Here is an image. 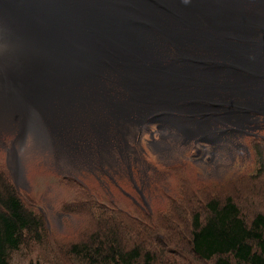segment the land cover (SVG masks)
I'll use <instances>...</instances> for the list:
<instances>
[{"label":"water","instance_id":"1","mask_svg":"<svg viewBox=\"0 0 264 264\" xmlns=\"http://www.w3.org/2000/svg\"><path fill=\"white\" fill-rule=\"evenodd\" d=\"M0 3L4 10L0 68L10 77L12 89L18 92L21 102L20 108L12 105L10 117H0V125L15 122L18 139L27 134L37 140L58 139L64 123L79 116V112L72 115L71 112L74 107L85 105L80 96L86 94L87 86H96L99 76L107 70L122 75V88L127 96L112 99L103 93L105 98L116 105L141 108L139 114L143 116L147 104L167 105L180 95L186 101L177 100L175 107H186L199 100L193 95L186 97L181 93V84L171 81L181 69L180 61L185 64L181 74L184 78H193V74L202 77L203 92L213 98L209 105L212 110L227 106L232 111L242 109L244 104L257 106L264 97V15L257 12L243 13L245 20L241 27L234 23L224 26L227 32L240 29L237 40L226 32L218 42H209L211 48L225 50L223 56L216 54L218 60L211 61V67L220 71L214 79L205 62L208 57L181 52L176 45L175 23L181 20L194 25L179 10L182 4L190 5L186 0H0ZM217 4L214 1L215 7ZM167 16L172 22L162 24V17ZM158 21L170 46L178 52L177 59L169 65L143 50L146 39L141 30L150 28L149 33L160 35ZM187 34L182 30L179 38L183 40ZM192 47L206 49L200 39H194ZM139 91L151 96L143 93L146 98L135 99L130 95ZM216 101L219 104H214ZM115 112L110 117L113 121L126 120L135 111ZM86 114L92 125L95 118ZM92 128L101 132L103 124L96 123Z\"/></svg>","mask_w":264,"mask_h":264},{"label":"rangeland","instance_id":"2","mask_svg":"<svg viewBox=\"0 0 264 264\" xmlns=\"http://www.w3.org/2000/svg\"><path fill=\"white\" fill-rule=\"evenodd\" d=\"M254 1L260 3V0ZM261 11L262 9L252 14H260ZM1 75L3 84L6 81L4 74ZM15 106L18 107L17 104ZM215 110L222 113V117L228 115V118L240 111L238 108L230 111L227 106L223 109L216 107ZM222 117L218 115L215 118L224 121ZM203 121L207 122V126L210 125L209 120L203 119L202 124ZM118 122L122 123V120ZM212 122L214 121L211 120ZM241 122L242 120H235L233 125L239 130L241 126L244 127L242 132L235 135L238 146L230 153L224 151L222 156L217 155V162L213 164L207 159H200L196 154V147H193L194 153L185 137L172 130H162L164 138L160 143L148 142V132L144 131L143 147L137 151L136 167L144 175V181L139 185L145 190L157 187L151 197L158 196L152 202L150 200L145 211L139 209L143 203L138 193L134 194L132 191L127 174L117 181L134 195L133 200L122 195L107 176L89 175L81 171L69 174L55 166L52 157L50 161L42 159L34 152V148L50 153L55 159L63 157L64 151L50 143L36 141L32 135H28L26 139L25 136L21 137V145L18 141L14 147L8 145L7 148H0V173L7 183L13 185L25 207L34 214L41 215L38 235L26 234L21 245L8 253V263L85 264L81 256L69 250L70 247L83 242L86 234L97 223L98 217L113 215L121 217L125 222L112 221L115 228H120L119 232L127 246H147L155 256L169 258L168 264H198L189 251L186 238L191 229L192 215L202 212L207 200L231 196L246 215L264 212V158H256L259 151H264V139H259L264 136V132L261 133L260 129L250 130L246 126L253 124L243 122L241 125ZM121 123L120 131L124 129V123ZM156 123L152 122V125ZM193 124L194 122L189 124L179 121L165 122L163 126L182 132L183 126L192 127ZM206 125L199 129L195 125L193 131L206 130ZM82 138L87 139L83 140L85 147L94 142L90 140L100 139L91 131H87ZM189 141L197 144L203 142L196 135ZM102 148L107 149L106 146ZM186 153L190 158L186 157ZM145 172L149 175L154 173V181L148 180ZM97 177L104 181L102 185ZM108 185L114 191L113 201L110 198L109 201L106 200L108 192L104 190ZM99 208L105 211H96ZM149 211L150 215L147 214ZM150 230L156 234L157 246L149 243H154Z\"/></svg>","mask_w":264,"mask_h":264},{"label":"trees","instance_id":"3","mask_svg":"<svg viewBox=\"0 0 264 264\" xmlns=\"http://www.w3.org/2000/svg\"><path fill=\"white\" fill-rule=\"evenodd\" d=\"M256 158H264V151H259ZM88 166L84 164L85 168ZM40 217L25 207L13 185L0 173V264H9L8 253L21 245L26 234L38 235ZM113 220L125 223L121 217L100 216L94 224L97 227L93 225L83 242L73 244L69 250L81 256L85 264L170 262L162 255L155 256L147 246H127ZM150 233L154 243H149L157 246L156 234L151 230ZM186 243L198 264H264V212L246 215L231 196L211 198L205 202L202 212L192 215Z\"/></svg>","mask_w":264,"mask_h":264},{"label":"flooded vegetation","instance_id":"4","mask_svg":"<svg viewBox=\"0 0 264 264\" xmlns=\"http://www.w3.org/2000/svg\"><path fill=\"white\" fill-rule=\"evenodd\" d=\"M160 21V19H159ZM158 21V26H159ZM172 22V20L167 17H162L161 23L168 24ZM142 34L146 39L144 44L143 50L146 51L152 58L159 59L164 65H169L172 61L176 60L178 57V52L175 48L171 47L170 45H163L162 42H166L170 44L168 37L165 35L164 31L159 26L160 32V39L152 38L149 34L150 28L142 29ZM163 39V41L161 40ZM189 54H195L200 57L207 58L208 55L206 51L202 48H195L191 47L190 49L186 50ZM99 81L101 86L106 90V95L112 99H124L126 93L122 89L123 85V77L122 75L111 71H105L102 75L99 76ZM93 87H89L85 90V93H91ZM242 100V98H241ZM211 104V103H210ZM89 108H95L93 102L91 100L87 103ZM105 110L104 108H100ZM76 110V107L72 109L71 115ZM133 110V109H131ZM93 112V111H92ZM162 110H156L152 114L147 115L143 122H139L141 120V115L133 112L129 114L126 118V129L120 131L117 125L119 123L111 121L114 125L116 130L115 135H121V138H116V136L112 135H101L99 138L100 148L94 149L92 144L89 148H86L83 144L79 141H76L73 136L70 134L68 130L65 129V124L70 122L71 120L68 119L64 123V127L62 129L61 134L59 135L60 139L66 140V146L64 149L63 157H60L59 168L63 171L73 174L76 169L83 170L86 174L89 175H104L107 176L113 186L117 187L122 195H126L127 198L133 200V196L130 192L126 190L117 180H120L121 176L127 174L129 181L131 182L132 191L137 192L139 199L143 203V206H139L141 211H145V208L149 207V202L158 196L151 195L155 192L157 187L149 188L145 190L143 186H140L139 183H143L144 178L140 174V170L136 167L137 159V151L138 149L141 150L143 147V134L144 131L148 132V137L146 140L148 142L155 141L156 143H160V140L164 138L162 134L163 128V121L164 118L162 116ZM165 114L167 117H170L172 120L166 119V122L173 123L177 122L181 119V122H191L190 120L193 119H200L196 112H191V110H181V109H174V110H165ZM206 116L203 118L212 119V116H221L222 113L219 114L216 110L207 111ZM107 115V114H106ZM249 116V117H248ZM108 117V116H107ZM225 121H210V125L206 127V134L203 136L204 142H191L190 138L185 139L186 143L189 142L190 148L194 151L193 147H196V154L200 156V159H207L210 161V164H213L216 161L217 155L222 156L223 152L230 153L235 150L237 147V142H235V135L242 132L244 127L241 126V130L233 127L235 125V120L240 121L242 123H248L253 125H247L246 127L250 130L252 129H260V132H264V97L260 100V103L255 105L244 104L242 109L238 112V114L231 115L230 118L224 116L222 117ZM179 119V120H176ZM244 119V120H243ZM247 119V120H246ZM183 120V121H182ZM152 122H157L154 126ZM96 123H102L101 120H98ZM150 124V126L148 125ZM214 124V125H212ZM104 125V124H103ZM197 126L199 129L201 124L198 122L196 124L191 125L193 127ZM215 125H219L215 126ZM199 126V127H198ZM191 130H194L191 129ZM123 134H127L126 136ZM217 135V138H214ZM109 139V137H111ZM232 138V139H231ZM260 140L264 139V136L259 138ZM232 140L234 145H232ZM96 141V140H95ZM182 142V141H181ZM155 143V144H156ZM180 145H182L179 142ZM5 144L3 143V146ZM188 145V144H187ZM103 146H106L107 149L103 150ZM148 152H150L148 150ZM195 153V151H194ZM66 157V159L64 158ZM186 157L190 156L186 153ZM217 162V161H216ZM88 163L89 166L87 168L84 167V164ZM153 168V167H152ZM153 174H147L145 172V176L148 180L154 181ZM101 185L104 183L102 178L97 177ZM100 190H104L102 187H99ZM146 191V193L144 192ZM108 192L106 200L113 201L114 191L112 190L111 186L108 185L104 190ZM136 204V203H135ZM152 211V209H151ZM149 211L147 214L150 215Z\"/></svg>","mask_w":264,"mask_h":264},{"label":"bare ground","instance_id":"5","mask_svg":"<svg viewBox=\"0 0 264 264\" xmlns=\"http://www.w3.org/2000/svg\"><path fill=\"white\" fill-rule=\"evenodd\" d=\"M190 2V5L185 6L182 4L179 7L180 13L183 17L188 19V21L194 22V25H188L184 21H177L175 23L174 28V35H175V41L177 47L181 50V52H184L185 50L190 49L194 44V39H200L203 45L205 46L206 54L208 55L207 60L205 62L209 64L212 76L213 78H217L220 75V71L217 68L211 67V61L212 60H218V56L216 54L219 53V56L224 55V51L222 49H213L209 46V42H218L219 39L222 37L224 33H226V29L224 26H228L229 24H235L237 26H242L244 23L243 18L245 17L243 13H250L252 14L254 11L260 12V14H264V0H260L259 2H255L254 0H203L202 2L196 3L198 0H186ZM195 1V3H194ZM214 1H217V7L214 5ZM259 3V5H258ZM192 10H196L195 12H192ZM4 10L2 9V5L0 3V36L3 34V22H2V16H3ZM216 23L218 25H216ZM185 30L187 31V37L185 39L179 38V33ZM240 29L231 30L230 32H227L231 35L233 40H237L240 36L238 33ZM0 48H3L0 46ZM1 53V52H0ZM181 65V69L179 73L171 79L172 82H178L182 86L181 93L184 94L186 97L196 96L198 97V101L195 103H192L189 106L186 107H175V102L177 100H182L183 102L186 101L184 96H177L173 100L172 103L165 105V108L168 110H174V109H181V110H187V108L194 107L195 109L191 110V112H199V116H201L206 110L213 111L210 109L209 105L211 103L209 95L203 92L202 85H203V79L198 74H193V78H184L181 74L184 71V62H179ZM1 73L4 74L5 83L1 84L2 80H0V117H10L13 112L10 111V108L12 105H18V107H21L20 102V95L15 89H12L11 86V79L9 76H6L5 72L1 70L0 68V77H2ZM1 79V78H0ZM97 88H100L101 91L98 90L95 92L87 93L84 95H81L80 98L82 101L85 102L86 108H83L79 116L75 117V121L83 122V120H87L88 123H91L92 120L87 116L86 113L91 114L95 119L98 114H107L109 117H111V114H115V110H131L134 111L137 110V108L130 106L128 104L125 105H116L111 103L109 100H107L103 93L106 92V90L102 86H98ZM146 93L150 95L148 92H132L130 95L137 99H144L146 96L143 94ZM191 95V96H190ZM151 96V95H150ZM154 98V97H153ZM91 100L93 102V105L95 108H89L87 103ZM100 108H104L105 110H102ZM93 111V112H92ZM227 112V111H226ZM217 116H212V119H207L201 117L199 119H193L190 120L191 122L200 123L202 125H206V121H203L204 124H202V120H213L220 121V118H215ZM249 117V116H248ZM166 119L172 120L170 117H164L163 123L166 122ZM122 120V123L125 122V119H119ZM116 120L117 123H119ZM179 120V119H176ZM244 120V119H243ZM247 120V119H246ZM181 121V119L179 120ZM177 121V122H179ZM222 121V120H221ZM225 121V120H224ZM173 122V123H177ZM239 122V121H238ZM121 123V122H120ZM119 123V124H120ZM121 123V124H122ZM190 124V122H189ZM172 125V124H171ZM177 126V125H176ZM207 126V125H206ZM121 127V126H120ZM91 129L93 130L92 126ZM182 129V128H181ZM103 131V130H102ZM102 131H96L93 130L96 134L100 135L102 134Z\"/></svg>","mask_w":264,"mask_h":264}]
</instances>
